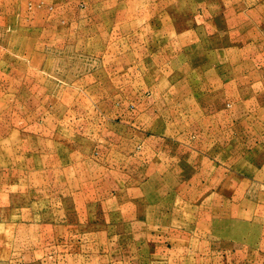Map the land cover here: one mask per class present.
Here are the masks:
<instances>
[{
	"label": "rangeland",
	"instance_id": "1",
	"mask_svg": "<svg viewBox=\"0 0 264 264\" xmlns=\"http://www.w3.org/2000/svg\"><path fill=\"white\" fill-rule=\"evenodd\" d=\"M97 252L264 260V0H0V264Z\"/></svg>",
	"mask_w": 264,
	"mask_h": 264
},
{
	"label": "crops",
	"instance_id": "2",
	"mask_svg": "<svg viewBox=\"0 0 264 264\" xmlns=\"http://www.w3.org/2000/svg\"><path fill=\"white\" fill-rule=\"evenodd\" d=\"M186 34V37L190 38L189 41H185L183 43L184 45H188L189 43H193V37H191L190 35H187V32H184ZM196 168V167H195ZM124 186V185H123ZM121 191V190H118ZM118 205H114L116 209H120L122 210L123 214L126 216V214H128V210H129V206H127V202L123 201L122 206L119 203H116ZM149 212L147 208H144V206H140V216L138 218V220H136L135 223H138L140 225V229L141 230V235H138L139 239H144L147 240L148 234L150 236H152L153 231L155 232V237L157 239L163 237L161 233V231H159V229H161V227H159L158 225L162 224V219L159 217V215H149ZM134 223V222H131ZM192 223L193 221L191 220V218H187L185 216H183L182 214H171L167 220H166V224H168V229L167 231L169 233H172L173 236L175 237V240H177V245L180 244V240H182L183 238H192L193 235H195V233L192 234V232L190 233V229L192 228ZM115 224V223H113ZM155 225V226H154ZM116 226V224H115ZM148 227L150 228V230L148 229ZM148 229V230H147ZM145 233V235H144ZM191 236V237H190ZM124 237V235H123ZM137 238V237H136ZM149 239V238H148ZM253 248V256L259 255V250H256V248L254 249V243H252ZM140 255L138 256H142L146 254V251L144 250H139ZM105 257L106 254L102 253V252H97V253H93L91 254L89 261L86 264H104L105 263ZM149 264L148 262L142 261V259L139 260V263H137L136 259L132 260V261H128L126 262V264ZM78 264V263H77ZM151 264H154L153 262ZM155 264H158L157 262ZM252 264H264V260L258 262V261H252Z\"/></svg>",
	"mask_w": 264,
	"mask_h": 264
}]
</instances>
